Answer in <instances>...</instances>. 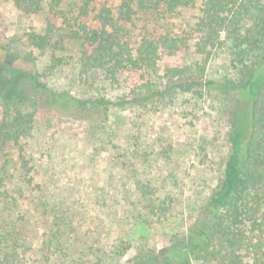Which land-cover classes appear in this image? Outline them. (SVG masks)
<instances>
[{
    "label": "rangeland",
    "instance_id": "rangeland-1",
    "mask_svg": "<svg viewBox=\"0 0 264 264\" xmlns=\"http://www.w3.org/2000/svg\"><path fill=\"white\" fill-rule=\"evenodd\" d=\"M159 15L158 33L196 36L197 9ZM45 27L43 14L24 15L0 0V120L8 103L33 115L27 136L0 146L7 178L0 186V239L9 231L19 264H137L154 247L183 251L223 176L235 97L203 86L104 111L96 100L132 98L140 75L126 73L111 84L81 73L79 44L54 43L61 30L45 48L31 45L29 34ZM197 42L191 37L188 52L164 53L143 75L162 91L169 65L196 71L205 64L204 78L219 82L239 78V49L230 37L222 33L209 56ZM258 104L264 118V90ZM138 183L147 191L135 189Z\"/></svg>",
    "mask_w": 264,
    "mask_h": 264
},
{
    "label": "trees",
    "instance_id": "trees-1",
    "mask_svg": "<svg viewBox=\"0 0 264 264\" xmlns=\"http://www.w3.org/2000/svg\"><path fill=\"white\" fill-rule=\"evenodd\" d=\"M10 1L24 15L45 16V33L31 32V45L45 48L61 30L54 43L69 38L79 44L81 73L102 75L111 84L120 82V76L126 73L140 75L142 82L138 90L133 89L132 98L124 94L116 102L106 97L97 99V106L104 111L109 104H141L166 92H193L203 86L235 97L230 108L229 151L223 176L190 227L185 249L180 251L175 245L154 247L147 259L137 260V264H264V118L258 104L264 90V0H121L118 5L110 0H74L67 4L64 0ZM181 8L199 11L191 32L196 36L158 33L154 25L162 17L159 14ZM222 33L239 49L242 68L238 69L237 80L206 79L205 64L197 65L196 71L188 65H169L165 69L167 89L162 91L143 75L157 69L164 53L188 52L191 37L198 39L199 50L209 49V56ZM253 52L256 59L247 63L245 58ZM6 105L8 109L0 120V146L19 143L33 128L32 114ZM22 157L26 167L27 160ZM1 173L3 168V186L7 178ZM140 188L145 192L148 189L138 183L135 189ZM8 235L9 231L1 235L0 264H19L14 249L17 245L9 242Z\"/></svg>",
    "mask_w": 264,
    "mask_h": 264
}]
</instances>
